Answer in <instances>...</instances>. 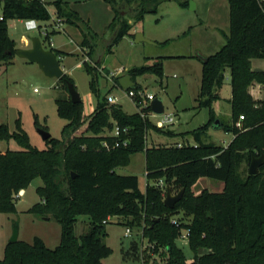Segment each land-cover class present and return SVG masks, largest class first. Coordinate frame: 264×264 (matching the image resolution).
<instances>
[{"label":"trees","instance_id":"trees-1","mask_svg":"<svg viewBox=\"0 0 264 264\" xmlns=\"http://www.w3.org/2000/svg\"><path fill=\"white\" fill-rule=\"evenodd\" d=\"M110 1L115 10L125 7L131 12L115 15L107 50L120 36L133 34L136 22L147 12L157 11L167 0ZM0 2L4 12V19L0 20V62L9 66L20 47L8 33V20L46 21L50 12L39 1ZM178 2L182 6L190 4L189 0ZM52 3L56 16L78 27L84 35L83 44L94 47V33L69 1ZM228 3L229 31L223 32L225 42L207 61L201 60L196 107L208 108L210 119L192 131L157 126L149 117L151 106L142 108L147 114L142 117L138 110L128 113L121 104L110 103L108 94L104 100L99 99L96 73L90 71L86 61L84 68L91 75L90 88L97 103L90 114L85 113L83 100L73 102L69 94L68 83H75L72 76L65 73L58 79L57 111L68 121L61 137H51L45 140L46 147L39 148L30 142L20 119L15 131L0 124V137L15 138L22 147L0 150V212L17 211L16 194L35 177H41L43 184L37 188L40 201L29 212L61 224V240L56 247L47 246L41 237L32 243L9 241L0 264H105L104 258L111 252L106 227L114 216L126 225L134 217L141 219L137 225L147 223L143 238L153 243L152 264H264V164L257 174H250L249 168L245 174L240 171L244 162L250 166L253 156L264 153V99H256L251 90L256 83L264 86V69L256 71L254 64L255 59H264V0ZM191 28L183 36L192 32ZM176 40L165 39L157 44L167 48ZM51 49L62 61L64 51ZM196 53L159 54L154 63L130 71L133 87L137 85L134 77L145 73L156 75L162 82L163 58L194 57L198 56ZM227 72L232 83V123L221 118L216 124L214 103L221 99ZM115 79L119 82V76ZM140 87L137 85L136 89ZM115 124L130 127L129 147L108 150L103 146L104 140H114L109 132ZM212 126L233 134L228 145L203 140ZM154 133L166 138L181 137L185 144L179 147L156 142ZM189 135L194 143L187 138ZM138 152L145 154V190L140 188L138 175L118 172ZM202 177L222 181L223 190L204 188L196 194L193 186ZM168 186L174 193L185 189L182 199L173 207L164 202ZM184 228L189 230L188 240L194 251L191 260L176 242ZM200 248L206 251L200 253Z\"/></svg>","mask_w":264,"mask_h":264},{"label":"rangeland","instance_id":"rangeland-1","mask_svg":"<svg viewBox=\"0 0 264 264\" xmlns=\"http://www.w3.org/2000/svg\"><path fill=\"white\" fill-rule=\"evenodd\" d=\"M68 1L94 33V47H91L89 43L83 44L84 35L78 27L64 21L62 25L64 29H58L54 22L55 13L46 21H38L41 28L37 30H29L23 19H9L8 33L17 40L18 47H31L32 38H43L42 32L45 27H48L53 47L64 51L61 63L65 72L72 76L82 96L85 113L92 112L97 103V97L90 88L91 75L84 68L85 61L90 71L96 73L99 99L104 100L106 94L116 95L123 109L128 113H134L138 109L137 105L128 96V89L121 87V78L130 75V71L134 68L154 63L156 61L154 53L156 55L177 52L195 54L198 38H201V45L199 44L202 46L201 52L210 54L213 49L217 51L225 42L221 34L229 31L228 9L224 8V12L214 15L215 11L220 10V4L224 2L228 5V0H189L195 3V10L190 4L182 6L178 0H167L160 4L157 11L147 12L142 20L136 22L132 32L135 35L143 33L145 38L157 41L177 37L173 46L156 47L145 41L137 42L135 35L126 34L120 36L111 49L107 50L113 37L111 23L115 15L122 12H125L123 13L125 15L130 13L131 9L124 7L115 10L110 0ZM51 7L54 10L53 3ZM190 27L193 32L186 36L181 35ZM24 39L28 41L24 42ZM90 50L91 55L88 54ZM196 54L198 56L163 58L162 82L152 73L134 77L137 85L147 87L150 93L162 98L165 113L172 117L173 123L170 127L183 132L192 131L210 119L208 108L196 107V97L200 91L202 78V62L199 57L201 53ZM254 64L264 69V59H255ZM122 68L125 70L118 74L122 75L119 77V82L109 77L112 72ZM58 85H60L59 80L48 77L36 62H30L18 55L9 66L0 62V124H6L10 131H15L17 130L16 121L20 119L29 135L30 142L39 148L46 147V143L39 132L38 123L42 125L41 127L47 128L52 137H61L62 129L68 121L60 117L57 111L55 99L60 93V90L56 88ZM251 90L256 99H264L262 84L256 83ZM231 96L232 83L230 73L227 72L221 90V99L214 103V118L221 117L228 123H232V107L229 101ZM152 120L160 123L163 120V114L154 115ZM157 135L160 138L155 141H162L160 140L162 135L154 133L153 136L157 137ZM232 137L231 132L212 126L203 136V140L226 146ZM179 138L178 136L169 137L173 142L182 140ZM187 138L191 143L195 142L191 135ZM21 148L15 138L0 137V150H21ZM247 168L249 164L246 161L240 167L241 173L245 174ZM118 172L138 175L140 188L145 190L147 177L143 152L133 154L131 163L118 168ZM42 184L41 177H35L25 188V192L16 197L17 211L0 212V258L4 256L5 247L16 225L19 240L32 243L36 237H41L51 248L60 243L61 224L54 219H45L29 212V209L40 201L37 188ZM223 187L224 183L220 180L202 177L193 186V190L199 194L204 188L221 191ZM140 220V218H130V223L126 225L116 216L110 219L106 227V242L111 247V252L104 258L105 264H152L153 243L148 238H143L147 223L137 225ZM127 227L132 230L129 234H127ZM186 232L187 229L184 228L182 234ZM176 242L191 260L194 257V251L188 238L181 236Z\"/></svg>","mask_w":264,"mask_h":264},{"label":"water","instance_id":"water-1","mask_svg":"<svg viewBox=\"0 0 264 264\" xmlns=\"http://www.w3.org/2000/svg\"><path fill=\"white\" fill-rule=\"evenodd\" d=\"M192 4L193 7H192ZM190 5L192 9H195V3L190 1ZM125 12H122V14ZM124 15V14H123ZM136 41H145L148 43H156L154 40L148 39L144 37L143 33L136 34ZM17 55L21 58H25L30 62H36L39 64L40 68L43 72L51 78L61 79L62 76L66 73L65 69L61 63L60 57L56 55V53L51 48H46L40 37H33L32 38V46L31 47H22L17 50ZM199 57L202 61H207L208 56L200 55ZM256 71H261L263 68L256 67ZM131 75H126L122 79H120L121 86L123 88H129L133 86L135 83L131 80ZM69 94L73 102L82 101V96L79 93L78 89L76 88L75 83L69 82L68 83ZM152 111L157 114H162L165 111V106L163 100L160 96H156L151 102ZM219 119L215 120V123H219ZM39 132L41 133L44 140H47L52 137V134L49 130L44 128H39ZM264 164V153L260 156H253L250 166H249V173L250 174H257L260 170V167ZM185 189H181L179 192L174 193L171 186H168L166 196L164 202L169 207H173L179 200L182 199L184 195ZM19 240V231L17 225L14 228L13 234L10 238V241H18ZM200 253L205 252V249L200 248Z\"/></svg>","mask_w":264,"mask_h":264},{"label":"built area","instance_id":"built-area-1","mask_svg":"<svg viewBox=\"0 0 264 264\" xmlns=\"http://www.w3.org/2000/svg\"><path fill=\"white\" fill-rule=\"evenodd\" d=\"M26 1H39L45 7H47V9L49 10L50 18L52 15H54V13L56 16L55 9L53 10L51 7L53 0H26ZM3 19H4L3 4L0 2V20H3ZM23 20H24V23L26 24V27L29 30H37V29L41 28V24H39V22H38L39 20L36 18H26ZM54 22H56L58 29H64V28H62V25H63L62 17L56 16V18H54ZM42 34L44 37L43 38L40 37V39L42 40L43 45L46 48L53 47V42H51L50 31H49L48 27H45L44 32H42ZM47 37H49V39ZM45 39H46V41H45ZM47 45H49V47ZM122 71H124L123 68L118 70L117 72H112L109 77L114 78V77L118 76V74H120ZM127 89H128L127 90L128 96L137 105V108H138L137 110L141 113L142 117H146L147 114L142 111V108L146 107V106H151V102L156 97V95L153 93H150V91H148V88L143 87V86L140 88H137V89L132 86V87H129ZM107 99L110 103H119V98L116 95L108 94ZM156 114L157 113L152 111V113L149 114V117L152 119V117H154V115H156ZM162 114H163V120L160 123H157V122H155V123L159 127L170 126L173 123L172 117L168 113H165V111ZM243 118H244V115H241L240 119H243ZM238 125L240 126L241 123L238 122ZM109 135L114 137V140L112 142H110L108 140L103 141V146L108 150L116 149V148H120V147H129L131 145L132 135H131V129L129 126H121L119 124H115L113 129L109 132ZM173 144L181 147L185 144V141H178V142L173 143ZM159 184L161 186H163V184H164L163 180H160ZM23 193H24V191L21 190L20 192H18L16 194V197L21 196ZM173 222H175L177 224L176 219H174ZM130 232H132L131 228L127 227V234H129ZM188 235H189V230L187 229L186 234H181L180 237L182 236V237L188 238Z\"/></svg>","mask_w":264,"mask_h":264},{"label":"crops","instance_id":"crops-1","mask_svg":"<svg viewBox=\"0 0 264 264\" xmlns=\"http://www.w3.org/2000/svg\"><path fill=\"white\" fill-rule=\"evenodd\" d=\"M224 8H226V9H228V11H229V3H228V5H227V3H222V4H220V7H219V11H215V14L214 15H217V14H220L222 11L224 12L225 11V9ZM195 9H196V6H195ZM194 9V10H195ZM195 30H197V29H195ZM212 30H214V28H212ZM185 31H187V30H184L183 31V33L185 32ZM193 32V31H192ZM67 34H68V32H66ZM183 33L181 34V35H183ZM69 35V34H68ZM180 35V36H181ZM184 36H186V35H184ZM199 37H201V36H199ZM221 37H222V39H223V33L221 34ZM175 38H177V37H175ZM175 38H173V39H175ZM172 39V38H171ZM28 40L27 39H24V42H27ZM156 43H153L154 44V46H156V47H159L158 46V44H157V40H154ZM164 41V40H163ZM198 45L196 46V44H195V48H196V52H198V53H201V55H204V56H209L211 53H213V52H215V50L213 49L212 51H211V53L210 54H205V53H203V52H201L202 50H201V47L202 46H199V44L201 45V38H198ZM152 44V43H151ZM181 45V44H180ZM177 53H179V54H181V53H183V52H177ZM159 54H161V53H158L157 55H156V53H154V57H156V56H158ZM201 60V59H200ZM202 62V61H201ZM124 70H125V68H123ZM66 71V70H65ZM119 77H121L122 75H118ZM115 78V77H114ZM122 79V78H121ZM120 85H121V83H120ZM122 87V86H121ZM125 89H127V88H125ZM94 110V109H93ZM91 112H87V114H90ZM219 120L221 119V117H217ZM216 118V119H217ZM178 130V129H177ZM178 131H180V130H178ZM180 132H183V131H180ZM158 138H160L158 135H157V137H154V139H158ZM181 138V137H180ZM179 138V139H180ZM233 138V137H232ZM171 139V138H170ZM169 139V137L168 138H166V137H162L160 140H162V141H164V142H166L167 144H173V143H176V142H178L177 140L176 141H171ZM178 139V140H179ZM159 140V139H158ZM180 141H182V140H180ZM190 141V140H189ZM24 192H25V189L23 190Z\"/></svg>","mask_w":264,"mask_h":264}]
</instances>
